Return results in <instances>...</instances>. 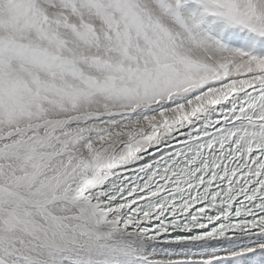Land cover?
<instances>
[{
    "label": "snow or ice",
    "instance_id": "6c2138e0",
    "mask_svg": "<svg viewBox=\"0 0 264 264\" xmlns=\"http://www.w3.org/2000/svg\"><path fill=\"white\" fill-rule=\"evenodd\" d=\"M0 264H264V0H0Z\"/></svg>",
    "mask_w": 264,
    "mask_h": 264
}]
</instances>
